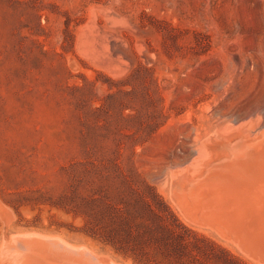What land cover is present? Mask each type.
<instances>
[{"label":"rangeland","instance_id":"obj_1","mask_svg":"<svg viewBox=\"0 0 264 264\" xmlns=\"http://www.w3.org/2000/svg\"><path fill=\"white\" fill-rule=\"evenodd\" d=\"M258 112L264 122V0H0V198L15 214L6 213L10 234H57L124 264H228L223 251L257 264L188 222L164 185L218 122ZM99 183L124 216L138 198L165 215L196 257L89 232L65 209L88 213ZM3 234L0 219V244Z\"/></svg>","mask_w":264,"mask_h":264},{"label":"water","instance_id":"obj_2","mask_svg":"<svg viewBox=\"0 0 264 264\" xmlns=\"http://www.w3.org/2000/svg\"><path fill=\"white\" fill-rule=\"evenodd\" d=\"M193 149L195 153L186 163L170 168L164 185L170 200L188 222L210 230L255 263L264 264L262 114L218 122ZM8 211L14 214L0 198L4 223L0 264L16 260L21 264H124L57 234H10Z\"/></svg>","mask_w":264,"mask_h":264},{"label":"trees","instance_id":"obj_3","mask_svg":"<svg viewBox=\"0 0 264 264\" xmlns=\"http://www.w3.org/2000/svg\"><path fill=\"white\" fill-rule=\"evenodd\" d=\"M92 189L94 190L92 195H90V198H86V204L90 208L88 213L81 211V208L72 202H69V208H66L67 206L59 202H52L51 204L60 208H66V213L71 214L74 219L84 217L89 232H100L101 235L106 236L108 239L116 238L123 242H129L133 239L136 241L133 245L135 250L141 251L143 249L142 243L146 239L145 237H147L149 241L162 243L167 249L174 248L173 246H175L179 250L181 258L185 255L196 257L192 251H185L183 247L184 234L176 231V228L167 221L165 215L156 213L150 210V208L149 210L148 208L146 209L148 207L146 205L147 202L143 199H136L133 204L135 208L133 207V210L128 211L129 215L124 216V209L119 207L120 203H114L115 201L112 199L108 187L99 183L98 188ZM120 202L123 205H127L125 199H120ZM139 204H142L140 207L143 206L144 211L140 210ZM175 226L183 228L184 233L188 232L187 227L180 223ZM222 257L228 264H240L238 260L229 257L224 251L222 252ZM195 261L199 262V259L196 258ZM138 262L139 264H144L140 261ZM181 263L184 262L181 260Z\"/></svg>","mask_w":264,"mask_h":264},{"label":"bare ground","instance_id":"obj_4","mask_svg":"<svg viewBox=\"0 0 264 264\" xmlns=\"http://www.w3.org/2000/svg\"><path fill=\"white\" fill-rule=\"evenodd\" d=\"M98 10H99V9H98ZM105 11H106V10H105ZM109 17H110V16H109ZM110 18H111V17H110ZM114 18H115V15H114ZM108 19H109V18H108ZM112 19H113V17H112ZM119 19H120V18H118L117 20H119ZM115 20H116V19H115ZM117 20H116V21H117ZM113 21H114V20H113ZM119 21H120V20H119ZM131 24H132V23H131ZM94 34H95V33H94ZM90 37H91V36H90ZM91 38H92V37H91ZM106 41H107V40H106ZM140 44H141V43H140ZM102 47H104V45H103ZM104 48H105V47H104ZM88 49H89V48H88ZM89 50H90V49H89ZM90 51H91V50H90ZM102 51H103V50H102ZM105 52H107L106 49H105ZM89 53H90V52H89ZM95 58H96V57H95ZM78 245H79V244H78ZM82 245H83V244H82ZM82 245H81V246H82ZM85 247H86V246H85ZM3 260H4V259H3ZM13 264H21V263H20L19 260H16V261L13 262Z\"/></svg>","mask_w":264,"mask_h":264}]
</instances>
